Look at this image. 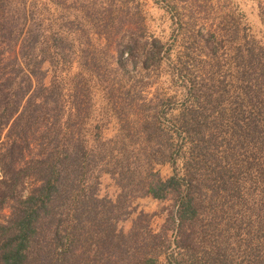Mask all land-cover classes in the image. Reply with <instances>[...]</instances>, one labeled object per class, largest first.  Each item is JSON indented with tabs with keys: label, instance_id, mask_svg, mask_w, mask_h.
I'll return each mask as SVG.
<instances>
[{
	"label": "trees",
	"instance_id": "obj_1",
	"mask_svg": "<svg viewBox=\"0 0 264 264\" xmlns=\"http://www.w3.org/2000/svg\"><path fill=\"white\" fill-rule=\"evenodd\" d=\"M126 13L122 0H0V264H264V47L239 44L209 83L183 80L167 112L112 77L160 55ZM104 173L115 199L99 196ZM146 195L170 201L164 224L139 212L124 229Z\"/></svg>",
	"mask_w": 264,
	"mask_h": 264
},
{
	"label": "rangeland",
	"instance_id": "obj_2",
	"mask_svg": "<svg viewBox=\"0 0 264 264\" xmlns=\"http://www.w3.org/2000/svg\"><path fill=\"white\" fill-rule=\"evenodd\" d=\"M122 3L127 13L123 15L121 22L131 26L135 41L141 43V47L142 43L156 44V48L160 49V55L151 52L147 57H136L125 62L123 68L118 69L115 62L112 63L118 69L112 72L113 78H121V75L127 72L129 84H134L133 92L137 97V104H140L144 97L146 100L154 97L155 100L163 102L159 108L168 112V107L174 103L173 98L177 99L178 103L182 100L183 80L188 78L209 83V77L218 64L226 73L229 71L228 65L234 64V48L239 44L249 45L250 41L254 40L264 47V0H122ZM47 9L52 12L53 6L48 4ZM92 18L91 14V21ZM236 23L239 24V31L234 30ZM204 40L209 45L202 47ZM91 55H95L93 46ZM96 64L99 66L102 63ZM76 71L78 66L75 63L70 73L74 74ZM103 72V68L99 69V74L106 78ZM48 76L50 78L51 73ZM93 94L98 113L95 114L104 116L103 107L107 102L104 90L95 85ZM135 110L140 112L141 117L153 111L151 108L142 111L138 105H135ZM115 129L116 124L112 121L107 125L105 134L111 136ZM178 165L180 166V162ZM156 168L164 178L173 173L172 166L167 162L157 165ZM118 192L119 189L111 176L102 174L99 196L115 199ZM129 204L130 213L121 223L124 229L130 227L132 218L139 212L147 214L152 225L159 229L164 224L167 210L170 208L169 200H159L148 195L134 198ZM4 213H7V210ZM168 236L173 239L172 232L169 231ZM230 246L231 249L234 248L233 243ZM229 253L228 262L232 251ZM164 261L165 255L161 254L159 264H164ZM238 262V259H234L231 264Z\"/></svg>",
	"mask_w": 264,
	"mask_h": 264
}]
</instances>
